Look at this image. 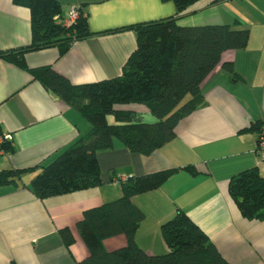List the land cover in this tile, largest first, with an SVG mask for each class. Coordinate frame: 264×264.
<instances>
[{
    "label": "crops",
    "instance_id": "obj_1",
    "mask_svg": "<svg viewBox=\"0 0 264 264\" xmlns=\"http://www.w3.org/2000/svg\"><path fill=\"white\" fill-rule=\"evenodd\" d=\"M61 13L81 6L90 31L174 15L163 0H59ZM181 25L229 24L249 29L245 48L225 50L201 82L204 103L180 119L175 137L148 155L128 150L114 139L98 152L100 183L86 189L37 198L26 186L40 165L51 161L80 136L90 121L33 77L30 70L51 66L73 85L119 76L136 47L132 30L94 34L60 54L50 46L27 51V69L0 58V134L11 149L0 156L3 168H30L14 185L0 187V264H77L88 254L76 223L83 212L121 194L129 175L178 168L158 188L133 201L144 211L135 239L149 254L167 247L160 225L181 209L233 264L264 263V220L243 217L228 191L229 179L256 167L257 131L264 125V0H197L179 14ZM31 42L30 11L13 0H0V51ZM224 64H230L227 66ZM123 107L150 113L140 104ZM190 166L193 172L185 167ZM69 228L65 245L59 230ZM122 234L105 239V249L125 244Z\"/></svg>",
    "mask_w": 264,
    "mask_h": 264
},
{
    "label": "trees",
    "instance_id": "obj_2",
    "mask_svg": "<svg viewBox=\"0 0 264 264\" xmlns=\"http://www.w3.org/2000/svg\"><path fill=\"white\" fill-rule=\"evenodd\" d=\"M170 1L176 8L174 15L92 32L81 6L77 8L76 21L64 25L59 0H13L30 11L31 42L0 51V58L25 69L27 51L56 46L62 54L76 41L94 34L132 30L136 42L121 74L116 77L73 85L51 66L30 70L46 89L78 110L91 124L86 134L39 166L26 186L37 198L99 184L97 154L112 148L114 139L131 152L143 155L172 140L178 121L204 103L201 82L219 63L223 51L246 47L248 28L222 23L181 25L179 14L197 0ZM128 104L145 106L154 121H145L141 113L123 107ZM251 128L257 131L258 137L264 125L256 121ZM10 149L9 140L3 139L0 156ZM185 168L193 172L192 167ZM29 169H1L0 187L16 184ZM177 169L129 175L120 180L118 198L86 209L76 229L88 254L77 264H233L181 209L160 225V235L167 247L165 252L149 254L137 244L135 235L145 214L133 198L158 188ZM228 191L243 217L264 220V175L256 167L233 175ZM119 234L124 235L125 244L105 249L103 241ZM59 235L65 245L74 241L67 227L60 229Z\"/></svg>",
    "mask_w": 264,
    "mask_h": 264
},
{
    "label": "built area",
    "instance_id": "obj_3",
    "mask_svg": "<svg viewBox=\"0 0 264 264\" xmlns=\"http://www.w3.org/2000/svg\"><path fill=\"white\" fill-rule=\"evenodd\" d=\"M78 17V11L76 8H73L69 13L65 14L61 21L64 25H70L76 21ZM3 139H9V136L0 135V142ZM257 152L259 154L260 162L264 163V128L260 132L256 141Z\"/></svg>",
    "mask_w": 264,
    "mask_h": 264
},
{
    "label": "rangeland",
    "instance_id": "obj_4",
    "mask_svg": "<svg viewBox=\"0 0 264 264\" xmlns=\"http://www.w3.org/2000/svg\"><path fill=\"white\" fill-rule=\"evenodd\" d=\"M144 120L151 122V121H154V117L150 113H145Z\"/></svg>",
    "mask_w": 264,
    "mask_h": 264
}]
</instances>
